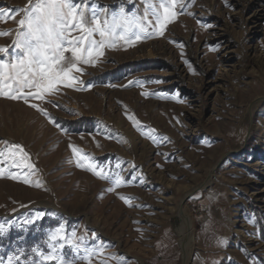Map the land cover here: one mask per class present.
Instances as JSON below:
<instances>
[{
	"label": "rangeland",
	"instance_id": "374dc122",
	"mask_svg": "<svg viewBox=\"0 0 264 264\" xmlns=\"http://www.w3.org/2000/svg\"><path fill=\"white\" fill-rule=\"evenodd\" d=\"M27 3L0 0V10ZM185 3L163 37L106 50L102 62L84 66L86 90L64 88L49 97L54 104L33 100L48 116L0 98V149L3 141L19 143L35 165L32 184L0 178L5 261L18 248L22 261L39 260L31 249L50 251L48 233L64 225L85 238L82 249L103 244L105 256L116 253L126 264H184L183 213L186 264H264V0ZM16 27L0 21V31ZM13 38L0 36V46L11 50ZM70 144L97 170L129 183L107 191L109 181L76 166ZM37 212L44 215L24 223ZM63 253L88 264L83 250Z\"/></svg>",
	"mask_w": 264,
	"mask_h": 264
},
{
	"label": "snow or ice",
	"instance_id": "6c2138e0",
	"mask_svg": "<svg viewBox=\"0 0 264 264\" xmlns=\"http://www.w3.org/2000/svg\"><path fill=\"white\" fill-rule=\"evenodd\" d=\"M125 2L134 4L135 10L126 11ZM120 5L118 10L113 11L101 8L96 0H28L24 7L0 10V21L6 23L10 19L17 24L14 30L0 31V36L14 37L11 50L7 45L0 46V98L23 101L48 116L46 109L32 101L54 104L49 97L56 96L64 88L86 90L85 81L80 78L85 74L84 66L95 67L102 62L106 50H127L143 40L163 37L168 25L187 7L185 0H139V3L136 0H120ZM10 12L14 14L9 16ZM154 82L161 83L160 80ZM132 83L129 81V84ZM91 86L88 84V87ZM129 119L135 126H140L134 117L129 116ZM52 122L59 126L55 120ZM154 131L150 129L149 133L155 142V137L151 136ZM3 145L0 149V178L32 184L30 176L35 165L29 162V153L19 143L3 141ZM69 147L77 157V167L113 185L107 191L129 183L119 172L110 173L103 168L97 170L95 163L87 162L90 157L71 144ZM35 186L40 184L36 182ZM120 199L128 204L130 198ZM43 215L37 212L34 218L24 223L31 224ZM6 232L5 225L0 224V235ZM84 240L83 236H77L75 230L70 235L66 234L64 225H60L51 230L44 241L50 251L45 253L40 246L31 249L39 260L22 261L25 251L18 248V254L8 255L6 261L0 256V264H48L52 261L55 264H74V260L65 258L63 249L66 246L75 253L83 250L80 259L88 261V264H92L94 256L101 257L98 264H109V261L126 264V258L116 253L105 256L107 249L103 244L82 249Z\"/></svg>",
	"mask_w": 264,
	"mask_h": 264
},
{
	"label": "bare ground",
	"instance_id": "6f19581e",
	"mask_svg": "<svg viewBox=\"0 0 264 264\" xmlns=\"http://www.w3.org/2000/svg\"><path fill=\"white\" fill-rule=\"evenodd\" d=\"M181 218H182V226H181V231L178 232V234H179V242L182 245L183 261H184L183 263L186 264L189 258V247L191 243V237L188 232V227H189L188 221L184 216H182Z\"/></svg>",
	"mask_w": 264,
	"mask_h": 264
},
{
	"label": "water",
	"instance_id": "95a60500",
	"mask_svg": "<svg viewBox=\"0 0 264 264\" xmlns=\"http://www.w3.org/2000/svg\"><path fill=\"white\" fill-rule=\"evenodd\" d=\"M181 215L184 216L183 213H181Z\"/></svg>",
	"mask_w": 264,
	"mask_h": 264
}]
</instances>
